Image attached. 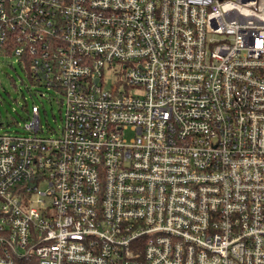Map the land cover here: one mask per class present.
Here are the masks:
<instances>
[{"label":"built area","instance_id":"obj_1","mask_svg":"<svg viewBox=\"0 0 264 264\" xmlns=\"http://www.w3.org/2000/svg\"><path fill=\"white\" fill-rule=\"evenodd\" d=\"M14 57L66 118L0 133V264H264V0H0Z\"/></svg>","mask_w":264,"mask_h":264},{"label":"rangeland","instance_id":"obj_2","mask_svg":"<svg viewBox=\"0 0 264 264\" xmlns=\"http://www.w3.org/2000/svg\"><path fill=\"white\" fill-rule=\"evenodd\" d=\"M113 76L106 75L107 87L112 85ZM64 103L62 93L47 90L31 80L17 58L0 63V133L25 134L26 126L32 121L34 106L40 110L41 135H50L52 131L59 133L66 118ZM40 188L46 190L47 185Z\"/></svg>","mask_w":264,"mask_h":264},{"label":"water","instance_id":"obj_3","mask_svg":"<svg viewBox=\"0 0 264 264\" xmlns=\"http://www.w3.org/2000/svg\"><path fill=\"white\" fill-rule=\"evenodd\" d=\"M1 125V124H0Z\"/></svg>","mask_w":264,"mask_h":264}]
</instances>
